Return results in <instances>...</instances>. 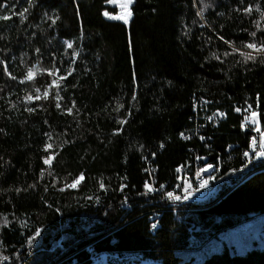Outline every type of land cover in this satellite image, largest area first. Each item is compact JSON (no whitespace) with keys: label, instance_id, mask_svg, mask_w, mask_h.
<instances>
[{"label":"trees","instance_id":"16d2710c","mask_svg":"<svg viewBox=\"0 0 264 264\" xmlns=\"http://www.w3.org/2000/svg\"><path fill=\"white\" fill-rule=\"evenodd\" d=\"M110 1L0 0V264L106 253L183 264L196 239L264 213V156L239 170L249 114L264 129V51L246 47L264 46V0H134L128 23L106 16L118 12ZM195 95L223 112L207 132L216 148L235 146V170L190 209L159 216L144 157L157 152L159 181L176 180L193 158L179 133ZM198 264H264V248Z\"/></svg>","mask_w":264,"mask_h":264},{"label":"built area","instance_id":"2783aa9c","mask_svg":"<svg viewBox=\"0 0 264 264\" xmlns=\"http://www.w3.org/2000/svg\"><path fill=\"white\" fill-rule=\"evenodd\" d=\"M208 103L209 100L203 95H195L192 98V113L188 117V125L179 133V138L194 143L190 150L193 158L188 163L177 166L176 180L170 184L159 181L157 168L153 164V160L157 158V152H149L144 157L145 184L148 190L151 189L150 194L156 195V199L150 201V204L157 202L163 204L154 210L159 216L167 210L178 212L190 209L188 204L190 200L209 192L229 171L235 170L231 168L228 172L225 171V163L236 157L235 146L229 145L223 150L218 149L215 147L213 135L207 132L209 124L215 125L223 118V112L210 109ZM255 113L256 119L247 120L243 128L245 132L250 131L251 138L248 148L241 154L243 164L239 170L248 168L252 161L264 151V129L258 113ZM163 148L162 145L159 152ZM247 176L248 174L234 176L229 180L228 186L234 187L244 181ZM151 222L153 229L159 226L158 219H151Z\"/></svg>","mask_w":264,"mask_h":264},{"label":"rangeland","instance_id":"374dc122","mask_svg":"<svg viewBox=\"0 0 264 264\" xmlns=\"http://www.w3.org/2000/svg\"><path fill=\"white\" fill-rule=\"evenodd\" d=\"M132 3L129 4L128 0H111L110 4L117 6L118 12L115 14L106 13V16L111 19L127 17L129 22L132 16ZM129 12L131 13L130 17L128 16ZM120 20L124 21V19ZM255 118L249 114L247 120ZM253 248H264V213L254 215L249 221L228 227L203 243L196 239L194 246L181 250L178 254L181 256L183 264H198L203 257L213 252L227 249L232 252L245 253ZM91 264H161V262L156 259L142 260L138 255L128 253H106L100 254Z\"/></svg>","mask_w":264,"mask_h":264},{"label":"snow or ice","instance_id":"6c2138e0","mask_svg":"<svg viewBox=\"0 0 264 264\" xmlns=\"http://www.w3.org/2000/svg\"><path fill=\"white\" fill-rule=\"evenodd\" d=\"M128 2H129V4L130 3H132V2H134V0H128ZM248 11H251V9H249ZM107 15V14H106ZM128 16L130 17L131 16V13L129 12L128 13ZM7 17H5V19H6ZM115 18H118V19H124V22L125 23H127L128 22V18L127 17H115ZM254 35V34H253ZM222 39V38H221ZM71 44H68V47L69 48H71ZM246 47H248V48H250V49H254V50H256V51H264V46H261L260 48H257V46L255 45V44H247L246 45ZM38 51V50H37ZM242 55H244L245 56V60L247 61V60H250V59H254V57L249 53V54H244V53H241ZM225 55H227V53L225 54ZM217 59H219V57H216ZM37 71L39 70V69H36ZM33 73H34V70L33 69H29L28 70V73H27V75H28V78L29 79H31L32 77H33ZM49 75H52V73L51 72H49ZM68 75H71V72H69L68 73ZM14 78V77H13ZM65 77H60V79H64ZM21 82H23V81H21ZM53 84H56V81L54 80L53 81ZM58 86V85H57ZM37 92H39V89H37L36 90ZM44 95H45V97L47 96V91H45V93H44ZM58 95V94H57ZM28 99L30 100L31 99V97L29 96L28 97ZM37 99H39V97H37ZM74 106V105H73ZM57 107H60V104L59 103H57ZM30 111H31V109H29ZM68 112L69 113H71V109H68ZM253 116H255L256 115V113L254 112L253 114H252ZM125 121H122L121 123H124ZM48 147H51V145H48ZM247 155V154H246ZM261 155H264V152H262L261 153ZM45 163L46 164H49L50 163V158L49 159H45ZM82 180H84V176H83V174H81L80 175V177L73 183V184H71V185H69V187H75L77 184H79L80 183V181H82ZM101 187H103V184H101ZM149 190H151V189H149ZM177 199H179V197H177Z\"/></svg>","mask_w":264,"mask_h":264},{"label":"crops","instance_id":"0c3cea01","mask_svg":"<svg viewBox=\"0 0 264 264\" xmlns=\"http://www.w3.org/2000/svg\"><path fill=\"white\" fill-rule=\"evenodd\" d=\"M259 118V117H258ZM256 119V118H255ZM263 156V155H262Z\"/></svg>","mask_w":264,"mask_h":264}]
</instances>
